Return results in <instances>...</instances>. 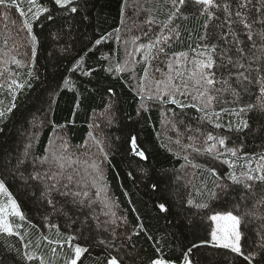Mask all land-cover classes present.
I'll return each mask as SVG.
<instances>
[{"label":"snow or ice","instance_id":"1","mask_svg":"<svg viewBox=\"0 0 264 264\" xmlns=\"http://www.w3.org/2000/svg\"><path fill=\"white\" fill-rule=\"evenodd\" d=\"M98 5L99 0H0V135L7 134L19 97L42 82L36 68L41 41L34 32L39 23L61 45V55L55 48L49 53L53 66L69 61L65 72L71 75L57 73L54 96L73 93V116L96 93L107 97L100 115L113 123L120 103L115 87H87L100 73L117 80L129 74L138 117L152 108L161 111L159 148L183 163L153 166L151 153L131 135L128 166L135 163L137 179L158 194L153 204L169 230L156 238L136 208L135 222L126 211L118 213L104 173L114 141L94 134L100 129L94 113L88 139L72 145L66 125L50 118L53 98L46 101L47 111L29 121L32 128L53 129L42 154L35 150L39 131H29L22 150L0 149V248L6 258L12 264H84L89 257L92 264H264V0H120L118 26L97 35V24L107 22ZM190 18L201 21L199 29L182 27ZM88 28L90 38L80 31ZM110 40L123 41V58L119 48L109 47L98 66L89 64L88 54ZM185 40L186 50L169 51ZM249 137L260 140V151L246 150ZM20 192L30 193L31 210ZM166 193L177 197L175 203ZM177 205L182 218L172 212ZM141 234L152 242L151 257L133 239ZM219 250L227 253L218 258Z\"/></svg>","mask_w":264,"mask_h":264},{"label":"trees","instance_id":"2","mask_svg":"<svg viewBox=\"0 0 264 264\" xmlns=\"http://www.w3.org/2000/svg\"><path fill=\"white\" fill-rule=\"evenodd\" d=\"M101 6L104 8V14L101 17V20L106 17L107 22L97 24V35L100 31H111L112 27L118 26L120 0H99L98 9ZM131 11L132 10L130 9V14ZM13 18L19 23L18 14L14 11ZM200 23L201 21H198L195 18H190L189 20L182 22V27L187 29H199ZM3 29L4 24L0 21V48L3 47ZM47 31L48 29L42 28L39 23L34 25V32L39 34L38 38L41 41V44L38 45L37 49L36 68L38 69L42 82H35V86L32 90H29L24 96L19 97V107L9 123L7 134L0 135V149H3L6 152L10 150L15 151L17 148L22 150L23 143L26 142V137L29 131H39V139L36 141L35 150L37 154L43 153L44 149L48 147L49 139L54 135L53 129L51 125H46L42 128H32L29 121L32 120L33 115L40 116L39 110L47 111L48 104L46 101L49 99L54 98L55 100L51 105L52 113L50 118L59 125H66L67 136L72 145H81L86 139H88V132L90 131L89 125L92 123L95 113V120L96 123L100 125V129H97L94 134L101 137H107L108 140L114 141L113 155L109 157L112 163L111 165H106L104 167V173L110 189L109 195L119 204V209H117L118 213L126 211L129 220L135 222L134 218L137 213L132 212L131 210L136 208L139 215L143 217L144 223L147 225L149 232L152 235L156 238L166 235L170 227L169 221L163 218V214L158 215L153 204L154 200L158 201V194L151 191L147 186V181L137 179L141 174L135 171V163H133L132 168H129L128 160L131 158V155L130 152L127 151V141L130 139V136L137 135L138 142L142 144L143 148L151 153L153 166L159 167L163 164L170 167L174 164L176 168L180 167V164L183 163L182 160L173 158L171 154L164 153L163 149L159 148L160 143L164 140V137L161 134L163 131L161 125V111L157 108H152L149 112H145L142 116L138 117L135 114L138 98L135 96V93L130 90L128 83H126L129 74H124L123 79L117 80L109 76L107 73H100L92 78L91 84L87 85V87H95L101 90V92L110 86L115 87L116 92L119 93L120 96V103L117 105L119 111L116 112V118L113 123L108 125L106 117L100 115V113L104 111V105L101 103V100L103 98L106 102L107 97L96 95V93H93L94 99L85 101L84 106L77 109L76 115L73 116V93L65 90L59 96H54L56 84L59 82L57 73L71 75V73L65 72V70L70 67V64L68 60H64L58 66H53L55 61L52 60L49 53L55 48L56 55H61L59 52V47L61 45L59 43L53 44L52 38L46 35ZM80 31L86 32L89 38L92 35L91 28L81 29ZM185 36H187L186 32ZM194 40L195 36H193V41ZM84 43H87V40H85ZM122 44L123 41H108L106 46L101 47L99 51L95 52V54H88L92 57V59L88 60V63L92 66H98L96 65V60L101 53L107 52L109 47L119 48V56L123 58L124 51ZM187 46L188 41L185 40L183 45L177 44L169 51L186 50ZM76 47L79 49L81 47L80 43H77ZM71 55L74 56L76 53L73 52ZM103 63L106 64V62ZM21 71H23V69ZM137 71L141 72L139 66ZM80 79L86 80L87 78L81 77ZM37 97H39V99H37ZM252 102H255V97H253ZM167 107L174 108L175 106L169 105ZM188 111L195 115L194 109ZM72 120H75L74 125L70 123ZM226 120L227 118H225V122ZM253 126L254 128H259V124L255 122H253ZM206 127L210 128V126L207 125ZM223 131L227 133V129H224ZM22 133L23 135H21ZM168 135L174 137V133L172 132H169ZM116 137H119V139H115ZM260 143L259 139L253 140L249 137L246 150L251 151L252 149H255L256 151H260ZM92 151L97 152L98 150L93 147ZM136 160H139V158L137 157ZM130 171L133 172L132 176H128ZM19 195L20 199L24 202V208L31 210L33 205L28 198L30 193L25 194L24 192H20ZM166 195H168L173 203H175L177 197L173 193H166ZM129 201H131V203H129ZM96 211L99 212V208H97ZM192 211L196 212L197 210L193 209ZM172 212H181V209L177 205L172 209ZM34 215L36 216V221L34 222H38L40 219L39 214L34 213ZM182 217L183 213L181 212V218ZM101 219H104V217H101ZM188 238H192L190 234ZM133 239L137 242V247L141 249L142 254L145 257L153 256L154 249L152 247V242L147 241L143 234H141V237H134ZM0 242H3V237H0ZM175 247L176 245L173 244V248ZM100 251V249H96V253H99ZM219 253L220 256L218 258H222L223 255L227 253V250H219ZM175 255L179 256V251H176ZM0 257L5 258V264H12L11 260L6 258V253H4L2 248H0ZM84 264H92L91 257L85 260Z\"/></svg>","mask_w":264,"mask_h":264}]
</instances>
